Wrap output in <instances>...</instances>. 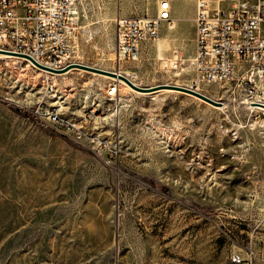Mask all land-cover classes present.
Here are the masks:
<instances>
[{
	"label": "rangeland",
	"instance_id": "rangeland-1",
	"mask_svg": "<svg viewBox=\"0 0 264 264\" xmlns=\"http://www.w3.org/2000/svg\"><path fill=\"white\" fill-rule=\"evenodd\" d=\"M155 4L83 0L70 59L117 72L115 17L152 16ZM173 48L187 58L179 73L159 60ZM194 53L193 29L167 31L119 67L140 87H186ZM70 70L50 86L0 58V264H264V111L214 83L199 90L221 105Z\"/></svg>",
	"mask_w": 264,
	"mask_h": 264
},
{
	"label": "built area",
	"instance_id": "built-area-1",
	"mask_svg": "<svg viewBox=\"0 0 264 264\" xmlns=\"http://www.w3.org/2000/svg\"><path fill=\"white\" fill-rule=\"evenodd\" d=\"M191 1L195 6L194 78L186 87L197 91L201 83H214L232 93L242 90L250 105L264 106V0ZM222 3H228V8ZM82 4L83 0H0V51L23 57L21 60L39 70L53 86V76L73 63L70 51L77 37ZM114 21L117 70L121 60H137L144 42L159 39L161 23L174 28L169 0H158L153 16L117 15ZM159 60L164 69L174 73L186 69L187 58L178 48ZM125 77L135 80L128 72ZM113 87L108 94H115ZM34 114L67 131L77 129L57 108L37 107ZM249 253L253 251L249 249ZM242 260L239 255L231 257L235 263Z\"/></svg>",
	"mask_w": 264,
	"mask_h": 264
},
{
	"label": "crops",
	"instance_id": "crops-1",
	"mask_svg": "<svg viewBox=\"0 0 264 264\" xmlns=\"http://www.w3.org/2000/svg\"><path fill=\"white\" fill-rule=\"evenodd\" d=\"M157 7H158V0H156V4L154 5L153 15H155ZM194 10H195V6L191 0H169V13H170V17L174 21V28L169 29L165 22L161 23L159 29V37L161 33L164 34L167 31H174V35L176 39L179 40V36L182 33L183 29H189V30L193 29V33H194V26H193ZM118 15L121 16L120 14Z\"/></svg>",
	"mask_w": 264,
	"mask_h": 264
},
{
	"label": "water",
	"instance_id": "water-1",
	"mask_svg": "<svg viewBox=\"0 0 264 264\" xmlns=\"http://www.w3.org/2000/svg\"><path fill=\"white\" fill-rule=\"evenodd\" d=\"M0 52H3V51H0ZM30 60L36 66L41 67V68H44V67L40 66L39 64H37L32 59H30ZM71 66H79L81 68H86V69H90V70H95L97 72L105 73V74H108L110 76L119 77V78L123 79L126 83H128L130 86H132L134 89H137V90L150 91V90H158L159 88H162V87L177 88V89H179L181 91H186V92H188V93H190L192 95H195L196 97H198V98H200V99H202V100H204V101H206L208 103H211V104H220L221 105V102L215 101V100H213V99L205 96L204 94H202V93H200L198 91H195L193 89H190V88H187V87H184V86L175 87L176 85H172V84H169V85H166V84H158V85H154V86H150V87H140V86H137L134 83H132L129 79H127V77H125L122 74L117 75V73L114 72V71H109V70L99 69V68H95V67H90V66L83 65V64L72 63V64L69 65V67H66L65 69H63L62 72L68 70Z\"/></svg>",
	"mask_w": 264,
	"mask_h": 264
},
{
	"label": "bare ground",
	"instance_id": "bare-ground-1",
	"mask_svg": "<svg viewBox=\"0 0 264 264\" xmlns=\"http://www.w3.org/2000/svg\"><path fill=\"white\" fill-rule=\"evenodd\" d=\"M16 55V56H15ZM19 55H17V54H13V53H8V52H0V58L2 59V58H16V59H23V57H21V56H19ZM70 57H71V53H70ZM73 67H76V66H71L68 70H66L65 72H63V74L64 73H66L67 71H69L71 68H73ZM73 71L74 70H81V69H78V68H74V69H72ZM71 71V70H70ZM117 75H119V74H122L121 73V70H117ZM93 74H95V73H93ZM105 74V73H104ZM59 75H62V74H59ZM97 75V74H96ZM103 77H105V78H109V79H112V80H115V81H118V82H120L121 84H123V85H125V86H127L128 88H130L131 89V87L123 80V79H121V78H119V77H116V76H113V77H110V75L108 76V74H106V75H103ZM133 83V82H132ZM163 88H169V87H162V88H159V89H163ZM112 89H115V87H113ZM158 89V90H159ZM132 90V89H131ZM157 91V90H156ZM197 91L198 92H200V90H199V88L197 89ZM160 91H158V92H153L152 90H150L149 91V93H147L146 95L148 96H152V95H155V94H157V93H159ZM168 92H170V91H168ZM187 95H191V96H193V97H196L195 95H192V94H190V93H188ZM196 98H198V97H196ZM220 105V104H219ZM215 108H217V109H219V110H222L223 108H221V107H215ZM257 109H260V110H263L264 111V106H259V107H257Z\"/></svg>",
	"mask_w": 264,
	"mask_h": 264
}]
</instances>
